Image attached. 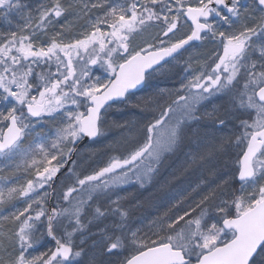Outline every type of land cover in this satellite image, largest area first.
Instances as JSON below:
<instances>
[{
  "label": "snow or ice",
  "instance_id": "6c2138e0",
  "mask_svg": "<svg viewBox=\"0 0 264 264\" xmlns=\"http://www.w3.org/2000/svg\"><path fill=\"white\" fill-rule=\"evenodd\" d=\"M0 24V264H264V0H0ZM171 157L198 176L134 223L125 186Z\"/></svg>",
  "mask_w": 264,
  "mask_h": 264
},
{
  "label": "rangeland",
  "instance_id": "374dc122",
  "mask_svg": "<svg viewBox=\"0 0 264 264\" xmlns=\"http://www.w3.org/2000/svg\"><path fill=\"white\" fill-rule=\"evenodd\" d=\"M30 2L35 4L38 3L39 0H30ZM0 28H3V24H0ZM206 51V48H200L197 52H192L191 54L194 58H199L203 56ZM187 56L188 54L186 53L185 58H187ZM161 86H171V83L164 81L161 83ZM182 159V157L169 158L166 164L161 168L154 182L145 189H138L133 185L125 186L128 191L137 193L140 200L143 201V205L134 213V223H138L137 218H151L152 216L164 212L169 207V201H171L173 197L178 198L177 193L182 188L187 187L189 182L195 181L199 173L192 170L183 175H178L176 179H172L173 171L179 168ZM145 223H147V220H145Z\"/></svg>",
  "mask_w": 264,
  "mask_h": 264
}]
</instances>
